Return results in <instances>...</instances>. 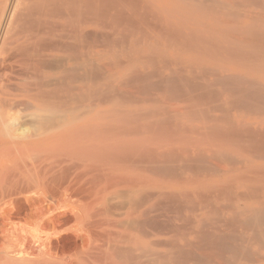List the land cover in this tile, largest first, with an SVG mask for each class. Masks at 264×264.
<instances>
[{
    "label": "bare ground",
    "instance_id": "1",
    "mask_svg": "<svg viewBox=\"0 0 264 264\" xmlns=\"http://www.w3.org/2000/svg\"><path fill=\"white\" fill-rule=\"evenodd\" d=\"M0 264H264V0H0Z\"/></svg>",
    "mask_w": 264,
    "mask_h": 264
}]
</instances>
